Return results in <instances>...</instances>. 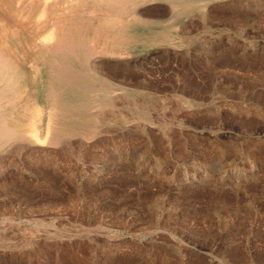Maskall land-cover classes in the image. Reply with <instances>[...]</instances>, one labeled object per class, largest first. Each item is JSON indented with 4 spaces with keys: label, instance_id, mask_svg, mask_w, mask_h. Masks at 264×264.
<instances>
[{
    "label": "rangeland",
    "instance_id": "1",
    "mask_svg": "<svg viewBox=\"0 0 264 264\" xmlns=\"http://www.w3.org/2000/svg\"><path fill=\"white\" fill-rule=\"evenodd\" d=\"M0 1V264H264V0Z\"/></svg>",
    "mask_w": 264,
    "mask_h": 264
},
{
    "label": "bare ground",
    "instance_id": "2",
    "mask_svg": "<svg viewBox=\"0 0 264 264\" xmlns=\"http://www.w3.org/2000/svg\"><path fill=\"white\" fill-rule=\"evenodd\" d=\"M9 1V0H8ZM1 2V1H0ZM17 2L18 3H26V2H28V3H26V4H28L29 6H31V7H33L32 9H35V10H37L38 8H40L41 10V13H42V15L44 14V15H48L50 18H53V20L54 21H57V19L60 21V12H59V10H60V8H59V1L58 0H17ZM89 2V1H88ZM87 2V3H88ZM92 2V1H91ZM73 3V2H72ZM85 3V2H84ZM15 5H16V3H15ZM93 5V4H92ZM61 6V5H60ZM94 6V5H93ZM83 7V6H82ZM17 8V7H16ZM97 8V7H96ZM176 8V7H175ZM11 9V8H10ZM19 9V8H18ZM62 9H64V8H62ZM86 9V8H85ZM137 9V8H136ZM30 10H31V8H30ZM68 10V9H67ZM29 11V10H28ZM65 11H66V8H65ZM64 11V12H65ZM95 11H97L95 8H93V7H91V8H89V10H88V13L89 14H91V15H93V13L95 12ZM101 11V10H100ZM137 11V10H136ZM39 12V11H38ZM62 12V11H61ZM40 13V12H39ZM64 14V13H63ZM43 15V16H44ZM43 19V18H42ZM107 19V18H106ZM104 20H105V18H104ZM109 21V20H108ZM104 23H105V21H103ZM107 22V21H106ZM10 24V23H9ZM55 24V23H54ZM61 27V26H60ZM54 29V28H53ZM61 30V29H60ZM19 31V30H18ZM59 31V30H58ZM23 32V31H22ZM97 32H98V30H97ZM6 33H7V31H6ZM57 33V32H56ZM16 34V33H15ZM48 36V35H47ZM49 37V36H48ZM105 37V36H104ZM51 38V37H50ZM73 39V38H72ZM1 42V41H0ZM65 42V41H64ZM69 42V41H68ZM72 42V41H71ZM73 43V42H72ZM54 44V43H53ZM52 44V45H53ZM74 45V44H73ZM101 45H102V43H101ZM55 46L56 47H54V48H62L64 45L62 44V42H55ZM68 46V45H67ZM78 48V47H77ZM101 49V48H100ZM90 50V49H89ZM100 52H101V50H100ZM113 53V52H112ZM112 53H110V54H112ZM6 53H5V51H4V53L3 52H0V63L2 64V62H5L8 66H12V64H11V62L7 59V57H6V55H5ZM10 57V56H9ZM54 59H56V58H54ZM10 60H11V58H10ZM60 65V64H59ZM0 67H1V65H0ZM4 69V68H3ZM0 72H2V71H0ZM4 72V71H3ZM66 74V72L64 71V69H63V67H62V69L61 70H58V72H57V79H59V80H64L63 78H65V75ZM1 76V75H0ZM8 76V75H7ZM6 117V116H5ZM6 130V129H5ZM10 130V129H9ZM13 130V129H12ZM50 146V145H49Z\"/></svg>",
    "mask_w": 264,
    "mask_h": 264
}]
</instances>
